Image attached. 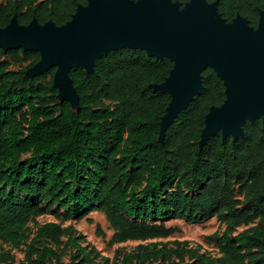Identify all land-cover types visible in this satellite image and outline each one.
<instances>
[{
  "label": "trees",
  "instance_id": "trees-1",
  "mask_svg": "<svg viewBox=\"0 0 264 264\" xmlns=\"http://www.w3.org/2000/svg\"><path fill=\"white\" fill-rule=\"evenodd\" d=\"M87 1L0 0V27L14 15L22 25L36 18L61 26ZM217 1L227 22L239 14L256 27L264 11V0ZM39 59L36 50L0 48V264L12 261L3 245L19 248L29 223L44 214L54 220L36 228L26 264H104L74 225L64 224L90 212L104 215L109 245L140 242L119 264H264V126L260 117L247 120L237 140L217 133L199 147L206 113L226 98L212 68L202 71V88L160 140L171 98L151 84L168 76V58L123 47L97 58L92 72L71 67L77 110L59 99L55 66L26 75ZM211 218L224 227L210 235L219 256L162 240L177 231L171 219Z\"/></svg>",
  "mask_w": 264,
  "mask_h": 264
},
{
  "label": "water",
  "instance_id": "water-1",
  "mask_svg": "<svg viewBox=\"0 0 264 264\" xmlns=\"http://www.w3.org/2000/svg\"><path fill=\"white\" fill-rule=\"evenodd\" d=\"M123 47L143 49L149 56L173 62L168 76L151 84L154 91L166 92L171 98L159 122L160 140L202 88L206 67L222 80L226 98L206 113L199 147L217 133L237 140L247 120L260 117L264 126L262 10H258L253 27L239 14L227 22L218 12L217 0H188L183 5L172 0H88L61 26L51 20L39 24L36 18L22 25L14 15L0 27V48L4 51L22 48L40 53L39 61L25 71L26 75H39L55 66L52 81L58 97L68 100L74 110L78 95L69 77L70 68L82 66L92 72L97 58Z\"/></svg>",
  "mask_w": 264,
  "mask_h": 264
},
{
  "label": "rangeland",
  "instance_id": "rangeland-1",
  "mask_svg": "<svg viewBox=\"0 0 264 264\" xmlns=\"http://www.w3.org/2000/svg\"><path fill=\"white\" fill-rule=\"evenodd\" d=\"M182 7H178L181 9ZM49 76L46 77L48 79ZM76 108L75 106H73ZM87 218H90L88 221ZM54 220L50 214H44L37 217L34 221L29 223L28 237L24 244L19 248H12L3 245V250L9 251L12 256V261L2 264H26L27 248L36 228L47 221ZM71 222L75 230L83 236V240L93 245L100 253L106 264H119L121 256L124 252L132 250L140 242L127 241L118 244H108L111 236V229L108 226L104 216L100 212H90L87 216L80 220L69 219L64 224ZM167 225L174 226L177 231L163 241L178 240L190 247L195 248L198 252L205 256H219V247L212 242L210 235L217 232L221 235L224 227H219L215 218L208 219L203 223H188L181 219H171L167 221ZM98 228V229H97ZM245 227H240L236 232L243 230ZM68 257H64L62 263H65Z\"/></svg>",
  "mask_w": 264,
  "mask_h": 264
},
{
  "label": "bare ground",
  "instance_id": "bare-ground-1",
  "mask_svg": "<svg viewBox=\"0 0 264 264\" xmlns=\"http://www.w3.org/2000/svg\"><path fill=\"white\" fill-rule=\"evenodd\" d=\"M66 96H68L69 95V92H65L64 93ZM72 102L75 104V101L74 100H72Z\"/></svg>",
  "mask_w": 264,
  "mask_h": 264
},
{
  "label": "crops",
  "instance_id": "crops-1",
  "mask_svg": "<svg viewBox=\"0 0 264 264\" xmlns=\"http://www.w3.org/2000/svg\"><path fill=\"white\" fill-rule=\"evenodd\" d=\"M102 214V213H101ZM103 215V214H102ZM104 216V215H103ZM106 220V219H105ZM107 222V221H106ZM108 223V222H107ZM112 231V230H111ZM112 234V233H111Z\"/></svg>",
  "mask_w": 264,
  "mask_h": 264
}]
</instances>
